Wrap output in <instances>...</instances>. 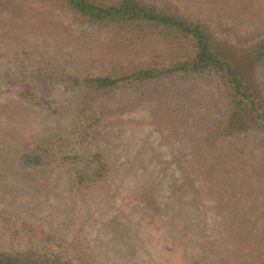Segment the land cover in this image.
I'll use <instances>...</instances> for the list:
<instances>
[{"label":"rangeland","instance_id":"1","mask_svg":"<svg viewBox=\"0 0 264 264\" xmlns=\"http://www.w3.org/2000/svg\"><path fill=\"white\" fill-rule=\"evenodd\" d=\"M162 1L207 28L264 104V0ZM107 37L54 0H0V247L66 264H264L263 124L240 114L249 129L219 137L232 109L202 74L93 91L87 77L130 58L110 60Z\"/></svg>","mask_w":264,"mask_h":264},{"label":"trees","instance_id":"2","mask_svg":"<svg viewBox=\"0 0 264 264\" xmlns=\"http://www.w3.org/2000/svg\"><path fill=\"white\" fill-rule=\"evenodd\" d=\"M54 1L62 3L88 25L108 33L103 49L110 60L117 55L130 57L128 62L114 66L111 72L87 77L85 83L93 91H111L121 85L143 86L180 74L207 75L215 80L232 109L218 128L219 137L239 135L249 129L239 119L240 114L252 116L264 126V104L251 92L243 74L225 54L214 49L211 36L201 22L178 14L168 1ZM226 152L225 164L234 165L239 152L234 148ZM91 172L95 178H100L104 167L95 164ZM82 176H79V183H83ZM0 264L66 263L36 250L0 247Z\"/></svg>","mask_w":264,"mask_h":264}]
</instances>
